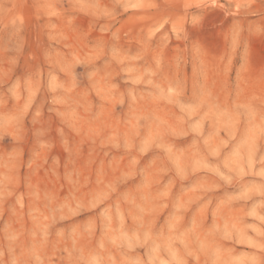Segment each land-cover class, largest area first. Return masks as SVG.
Here are the masks:
<instances>
[{
  "label": "rangeland",
  "instance_id": "rangeland-1",
  "mask_svg": "<svg viewBox=\"0 0 264 264\" xmlns=\"http://www.w3.org/2000/svg\"><path fill=\"white\" fill-rule=\"evenodd\" d=\"M0 264H264V0H0Z\"/></svg>",
  "mask_w": 264,
  "mask_h": 264
}]
</instances>
